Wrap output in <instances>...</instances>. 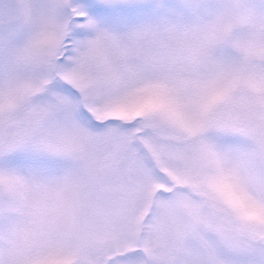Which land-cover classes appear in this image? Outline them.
<instances>
[{
    "label": "snow or ice",
    "instance_id": "1",
    "mask_svg": "<svg viewBox=\"0 0 264 264\" xmlns=\"http://www.w3.org/2000/svg\"><path fill=\"white\" fill-rule=\"evenodd\" d=\"M0 264H264V0H0Z\"/></svg>",
    "mask_w": 264,
    "mask_h": 264
}]
</instances>
